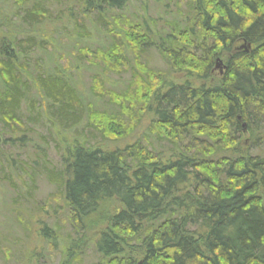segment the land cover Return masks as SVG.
<instances>
[{"label":"trees","instance_id":"obj_1","mask_svg":"<svg viewBox=\"0 0 264 264\" xmlns=\"http://www.w3.org/2000/svg\"><path fill=\"white\" fill-rule=\"evenodd\" d=\"M144 2L0 0V180L32 191L40 176L73 231L93 222L91 264H264V0H154L150 23ZM84 24L110 41L79 49L95 73L86 94L58 61L63 39H89ZM95 135L135 140L110 151ZM70 241L60 264L80 262Z\"/></svg>","mask_w":264,"mask_h":264},{"label":"rangeland","instance_id":"obj_2","mask_svg":"<svg viewBox=\"0 0 264 264\" xmlns=\"http://www.w3.org/2000/svg\"><path fill=\"white\" fill-rule=\"evenodd\" d=\"M145 1L147 9L146 14L137 8V12L140 16H146L148 22L158 19L157 13L160 11L158 8H153L154 0H141ZM53 7H56L55 5ZM52 7V8H53ZM57 8V7H56ZM58 9V8H57ZM136 11V10H135ZM167 14L159 13L161 18H164L163 22L170 21L175 17L176 10L170 6L167 9ZM145 14V15H144ZM121 16L123 14H120ZM53 16L52 18L55 19ZM59 18V17H58ZM56 18V23L52 26L45 27L46 30L54 32L55 29L63 25L60 23V19ZM156 29L159 26L157 22ZM58 26V27H57ZM85 32L89 39H81V45H75V50L72 49L73 45L63 39L60 42L58 50L59 65L63 68L67 66L72 72V79L76 83L80 92L86 94L88 89L92 86L91 80L95 73L89 66L87 60L80 56L79 49L83 47L95 48L104 44L110 43L109 38H103V30L95 28L94 25H86ZM166 28V27H165ZM155 29V28H154ZM167 29V28H166ZM71 31L70 28H68ZM68 39V38H67ZM59 40V39H58ZM67 47V48H65ZM77 48V49H76ZM237 48L243 49V45L237 46ZM52 53V52H51ZM153 58L148 55L149 64L154 70H165L164 64L160 57L152 55ZM222 66V65H221ZM221 66L214 68L212 76L220 78L223 74ZM179 76H176L178 78ZM179 78H184L182 75ZM128 74L119 77L108 75L105 82V89L112 93L121 91L127 84ZM106 101V100H105ZM105 102H95V105L100 106ZM106 105V104H105ZM107 109L115 110L113 106H106ZM40 133L45 134L46 130L39 127ZM147 132V121L142 120L139 128L134 134L135 139ZM92 134H94L92 132ZM95 143L101 146L104 150L114 151L117 148H122L124 145L135 140L134 138H128L124 142L120 141H102L99 136L95 135ZM131 140V141H130ZM16 151V150H15ZM48 159L51 164L55 166L59 164L58 154L55 149L48 148ZM1 176V175H0ZM87 224V228L83 233L73 231L71 224L68 220V208H65L62 197H58L57 192L44 182L39 176L36 181V186L32 191H26L21 188L19 191L14 192L8 188L6 184L0 180V264H60L61 253L65 251V247H70L72 240L75 243V247H82V255L80 256V262L75 264H91L96 261V253L94 252L95 239L97 238L98 227H92ZM47 227L49 235L52 239H48L45 236H41V229ZM98 229V230H97ZM69 245V246H68ZM64 249V250H63Z\"/></svg>","mask_w":264,"mask_h":264},{"label":"water","instance_id":"obj_3","mask_svg":"<svg viewBox=\"0 0 264 264\" xmlns=\"http://www.w3.org/2000/svg\"><path fill=\"white\" fill-rule=\"evenodd\" d=\"M219 64H220V62H219Z\"/></svg>","mask_w":264,"mask_h":264}]
</instances>
